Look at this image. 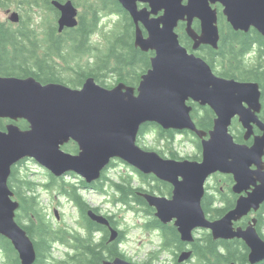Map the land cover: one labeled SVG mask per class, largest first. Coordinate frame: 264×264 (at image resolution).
<instances>
[{
    "label": "water",
    "instance_id": "1",
    "mask_svg": "<svg viewBox=\"0 0 264 264\" xmlns=\"http://www.w3.org/2000/svg\"><path fill=\"white\" fill-rule=\"evenodd\" d=\"M135 23V45L144 52L153 51L151 67L142 75L138 87L119 82L105 87L90 76L83 86L42 83L34 76L15 77L0 74V118L13 122L0 129V234L11 240L23 264L37 258L35 244L27 230L16 220L20 202L9 186L12 167L25 158H33L56 176L75 172L92 182L113 159H121L145 174L174 186L172 197L143 193L163 222H175L182 240L194 241L195 229H209L215 239L240 238L250 249L249 262L264 261V238L253 219L247 228L235 223L264 204V121L262 90L255 81H238L217 75L202 57L192 53L180 40L177 28L186 23L193 48L220 41L221 4L227 22L236 31L256 28L264 36V0H118ZM53 4L61 11L59 31L78 24V9L73 0ZM139 4H144L140 7ZM18 21V13L11 17ZM200 22V31L194 27ZM146 31V33H145ZM210 106L216 114L208 132L198 128L189 101ZM238 117L245 128V140H235L230 128ZM25 119L28 129L15 123ZM165 129L190 130L202 143V160L167 159L157 151L138 143L144 123ZM262 134L254 136V127ZM70 141L78 153L63 149ZM255 166V168H254ZM217 172L233 174L236 193L247 192L224 216L210 219L202 202L208 179ZM88 215L108 225L111 240L119 235L109 218L90 209ZM185 251L180 260H188ZM103 264H136L123 257ZM235 264V263H231Z\"/></svg>",
    "mask_w": 264,
    "mask_h": 264
},
{
    "label": "trees",
    "instance_id": "2",
    "mask_svg": "<svg viewBox=\"0 0 264 264\" xmlns=\"http://www.w3.org/2000/svg\"><path fill=\"white\" fill-rule=\"evenodd\" d=\"M52 1L0 0L2 8H7L16 2L27 11L40 8L46 15L49 13L54 15V17L51 15L42 19L41 30L39 27L37 29L32 26L30 20L26 21L22 16L21 25L17 28L0 21L1 75L24 78L34 76L44 84L56 82L73 88L82 87L87 77L90 76L108 88H112L119 82H125L134 87L139 86L142 75L151 67V58L154 56V52H144L135 45V23L118 0H87L89 9L87 13L80 14L79 25L75 28H67L62 33L59 32L57 26L58 10L53 6ZM58 1L63 2L64 0ZM108 14L120 16V20L109 46L106 50H102L93 42V38L100 31L103 16ZM220 16L222 39L219 48L203 45L198 51V55L204 58L219 76L238 81L258 82L262 89L264 104V36L256 29L249 32L236 31L226 23L222 13ZM195 26H199V23L196 22ZM177 31L180 34L181 43L189 48L191 41L187 36L185 26L181 24ZM109 75L116 77L115 84H106L109 82L107 80ZM190 104L193 106L192 117L197 126L209 132L214 127L216 118L213 109L208 105L203 106L193 102ZM261 116L264 121V111ZM12 122V120L0 118V129L6 130L7 124ZM15 123L22 129L29 128V123L25 119H20ZM231 132L236 141L245 142L244 132L239 121L233 122ZM149 133L154 136V141L161 146V149L142 146V140ZM178 134L190 135L193 133L164 129L156 123L147 122L141 126L137 142L146 150L155 149L161 155L167 154L166 156L179 159L180 152L175 146V137ZM193 136L198 151L189 158L200 160L202 156L201 141L195 135ZM63 149L71 153L79 152L78 144L74 141L64 145ZM22 165L21 163L19 166L13 167L9 186L14 191L15 198L20 202L16 220L27 230L35 244L37 258L33 264H103L104 260L109 258H127L122 249L126 239L122 230L118 240L113 243L107 229H104L107 231V235L101 240V243H98L92 237L85 236V231L84 234H81L70 228H56L41 204L40 188L60 192L72 200L80 210L83 228L90 229L92 234L96 228L103 226L90 219L88 210L92 206L74 183L58 179L52 174L45 182L34 181L21 174ZM135 172L139 174H135L136 178L127 175L126 177L121 176L119 181H115L104 171L101 178L103 184L97 188L102 192H104L103 189L110 192L107 189L110 187L114 191L113 202L123 207L132 208V203L150 207L142 196L143 193H146L143 185L137 183V181L141 182L143 178L146 179L148 175L139 170ZM220 179L226 183L232 182V179L229 180V177L225 175L214 177L202 202L206 214L212 219L224 216L236 204L231 184H228L225 191H222L223 183ZM214 195L220 198H215ZM259 212V227L261 229L264 226V206ZM109 219L111 220L113 217ZM154 222L159 223L155 219ZM114 225V227H119V222L115 220ZM166 238V249L169 251L164 253L177 255L184 247L179 234L175 229H171ZM175 239L178 240L177 243ZM193 242L191 247L194 264H231L234 262L244 264L248 262L249 248L241 241H216L212 233L205 232L201 238H196ZM56 243L69 248L64 254L62 253L61 259L54 255ZM0 253L3 255L5 264H23L11 240L2 234H0ZM158 256L160 255L154 249L149 252L148 257Z\"/></svg>",
    "mask_w": 264,
    "mask_h": 264
},
{
    "label": "rangeland",
    "instance_id": "3",
    "mask_svg": "<svg viewBox=\"0 0 264 264\" xmlns=\"http://www.w3.org/2000/svg\"><path fill=\"white\" fill-rule=\"evenodd\" d=\"M76 2L78 12L80 14L87 13V10L89 9V3L87 0H77ZM15 12H19L21 16L24 17V20H30V22L33 24L32 26L37 27V29L39 27V30L42 28V19H46L52 15L50 13L46 15V13H44V11L40 8L27 11L23 7L19 6L18 3L14 2L7 8L0 7V21L11 25L13 28H17L21 25V23L17 24L10 21V18L13 16L12 13ZM52 17H54V15H52ZM119 20L120 16L114 14L103 16L100 31L93 38V42L99 46L100 49L106 50L109 46L114 35V31L119 24ZM38 36L41 37L40 34H38ZM107 80L109 82H106V84L113 85L116 83V77L111 75L108 76ZM154 140V136L149 133L142 140L141 144L142 146L145 145L148 147L158 148L159 145ZM175 146L182 156H189L198 151L197 145L194 143V138L191 134H178L175 137ZM21 170V174L23 176L25 175L34 181L45 182L48 180V172L46 169H44L33 159L24 162V164L21 166ZM106 173L111 179L115 181H119L121 176L126 177L127 175H132L136 178L132 167L120 159H115L113 161V166L108 168ZM107 189L110 191L111 196L109 193L103 196L86 193V198L91 205L98 206L104 212L115 216V219L119 222V228L123 230L126 238L124 244L122 245V249L125 251L126 256L137 262H143V260L149 256V252L154 250V248L159 245V239L157 235H154L153 231H149L146 228L149 218L146 215L139 213L137 209L135 210L129 207H123L114 203V198L112 197L114 191H112L110 187ZM39 195L41 204L45 209V213L48 215V218L51 219L56 228H70L80 232L81 234H84L83 220L77 208L71 202H69L66 198L58 197V193L56 191H47L40 188ZM54 208L58 209L60 215L59 220L54 213ZM201 235L203 236L204 233H201ZM65 250V246L56 243L54 251L55 257L61 259L62 253L64 254ZM163 256L170 257L171 255L168 253H163ZM0 264H5L3 255L1 253Z\"/></svg>",
    "mask_w": 264,
    "mask_h": 264
},
{
    "label": "flooded vegetation",
    "instance_id": "4",
    "mask_svg": "<svg viewBox=\"0 0 264 264\" xmlns=\"http://www.w3.org/2000/svg\"><path fill=\"white\" fill-rule=\"evenodd\" d=\"M196 22L197 23H199V26H195L196 25ZM184 26H185V23L183 22L182 23ZM194 27L198 30V31H200V22L199 21H195L194 22ZM220 29H221V27H220ZM188 36V35H187ZM189 39H190V41H191V46L188 48V50L190 51V52H192V53H195L196 55H198V51L199 50H201V48H202V46L203 45H201L200 46V48L199 49H197V50H195L194 48H193V45H194V41L189 37ZM221 39H222V30H221ZM221 39H220V42H221ZM206 46H210V45H206ZM199 56V55H198ZM201 57V56H200ZM263 100V99H262ZM262 104H263V101H262ZM264 111V104H263V106H262V110H261V112L259 113V116H260V118L262 117L261 116V114H262V112ZM262 119V118H261ZM235 120H237V121H239L238 120V118H235L234 119V121ZM241 127H242V130H243V132H244V134H245V129H244V127L241 125ZM260 134H262V131L259 129V127L256 125L255 127H254V136L255 135H260ZM253 139H254V137H252V138H250L249 140H244L247 144H252V142H253ZM238 142V141H237ZM245 142H239V143H245ZM158 148H160L161 149V146H159ZM159 152V151H158ZM160 153V152H159ZM162 153H164L165 154V152H162ZM180 154V153H179ZM167 154H165V155H162L163 157H170V156H166ZM191 155H189V156H187V155H185V156H182L181 154L179 155V159H183V158H186V157H190ZM170 158H175V157H170ZM176 159H178V158H176ZM24 161H21L20 162V164L21 163H23ZM254 168H255V166H254ZM135 171H137V170H135ZM137 173V175H139L138 174V172H136ZM103 174V173H102ZM223 174H221V173H216L215 175H214V177H218V176H222ZM225 176H228L229 177V180H231L232 179V182L231 183H226V182H224V180H222V179H220V181H222V188H221V190L222 191H225V189H226V187H227V185L228 184H231V190H232V193H233V195L235 196L234 198H236V202H237V200L239 199V197L240 196H242V195H247V192L248 191H250V189L248 190V191H243L242 193H236L235 191H234V189H233V187H234V185H235V178H234V176H233V174H227V175H225ZM58 179H61V180H64V181H66V182H72V183H74L79 189H80V191L82 192V194L85 196V194L86 193H89V194H97V195H99V194H102V193H104L105 194V192H106V189H103V191L104 192H102V191H100V190H98V188L97 187H100V185H102L103 183H102V179L101 180H96V181H92L91 183H88L86 180H84L82 177H80L79 175H77L76 173H74V172H68V173H66V174H64L63 176H61V177H57ZM142 184L143 185V189H144V192H146V193H151V194H156V195H162V196H167V197H169V198H171L172 197V194H173V190H174V186L171 184V183H169V182H166V181H164V180H161V179H159V178H157L155 175H153V174H149L148 176H147V178L146 179H144L143 178V180H141V182H139L138 181V184ZM211 184H208L206 187V193H205V196L207 195V193H208V186H210ZM213 187V186H212ZM212 187H211V189H212ZM163 191H164V193H163ZM216 194V193H215ZM58 195H59V197L60 196H63V197H61V198H66V196L65 195H62L60 192H58ZM143 196V195H142ZM204 196V197H205ZM215 196V198H220V197H218V196H216V195H214ZM144 197V196H143ZM145 198V197H144ZM68 201H69V198H66ZM146 199V198H145ZM147 201V200H146ZM70 202V201H69ZM71 203L74 205V206H76V208L79 210V208L77 207V205L71 200ZM147 203H148V201H147ZM132 209H137L138 210V212L139 213H141V214H144V215H146L149 219H148V223H147V225L149 224V226H147L146 225V228L149 230V231H153L154 232V235H157V237H158V239H159V245L156 247V248H154V249H156L157 250V254H159L160 256H158V257H147V258H145V260H143V262H137V261H135V260H133V259H130V258H126L127 260H129L130 262H134V263H137V264H194V262H193V260L192 259H188V260H185V261H181L179 258H180V254L182 253V252H184L185 250H189V249H191L192 250V244L194 243L193 241L192 242H186V241H184V240H182V238H181V233L179 232V229L177 228V226L175 225V222L174 221H171V222H168V223H163L157 216H156V209H155V207H153V206H151L149 203H148V206H150V207H143V206H140V205H137L136 203H132ZM264 206V204L262 205V207ZM92 207H93V209L97 212V213H101V214H104V215H106L107 217L108 216H110V217H113V219H111L110 221H111V224H112V226H115L114 225V223H115V216L114 215H112V214H110V213H107V212H104L100 207H98V206H94V205H92ZM262 207H261V209L259 210V211H262ZM56 209L57 208H54V213H55V215H56ZM80 211V210H79ZM251 212L249 215H247V216H244L241 220H239L238 222H236L235 223V227H243L244 229L245 228H247L248 227V225L250 224V222H251V220L253 219V218H257V224H256V228H257V230H258V232L261 234V236L262 237H264V232H263V229H264V226L260 229V227H259V214H260V212ZM110 217H108V218H110ZM217 218H219V217H217ZM155 219V221H159V223H153V220ZM92 220V219H91ZM113 220V221H112ZM93 221V220H92ZM114 222V223H113ZM102 226L103 227H100V228H96V230L94 231V234H92L91 233V231H90V229H84V231H85V236H90V237H92L95 241H98V243H101V240H103V238L107 235V231H108V235H109V238L111 237V233H110V227L108 226V225H103L102 224ZM117 229H119L120 230V228L119 227H116ZM104 229H107V231L106 230H104ZM171 229H175L176 231H177V233L179 234V236H180V238H181V241H183V243H184V247L181 249V251L180 252H178V254L176 255V254H170L171 256L170 257H167V256H163L162 254L164 253V252H167V251H169V250H167L166 249V240H167V238H166V235H168V233L170 232V230ZM72 230V229H71ZM121 231V230H120ZM211 233L210 231L208 232V231H205V230H203V229H195L194 230V234H195V237L196 238H201V233ZM118 238H119V236L115 239V240H111V241H113V243H115L116 242V240H118ZM110 240L108 239V242H110ZM216 241H235V240H238V241H241L244 245H246V243L244 242V240L243 239H240V238H233V239H224V238H219V239H215ZM175 241H176V243L178 242V240L177 239H175ZM180 241V240H179ZM112 243V244H113ZM246 247H247V245H246ZM187 248H189V249H187ZM249 251L250 250H248V256H249ZM193 252V251H192ZM162 253V254H161ZM116 257H114V258H112V259H106V260H114ZM106 260H104V261H106ZM235 263V262H234ZM236 264H239L238 262H236ZM244 264H251L250 262H249V259H248V262L247 263H244ZM260 264H264V262H262V263H260Z\"/></svg>",
    "mask_w": 264,
    "mask_h": 264
}]
</instances>
